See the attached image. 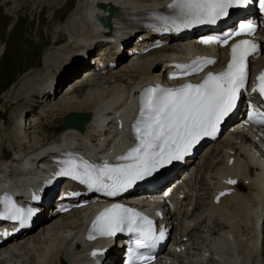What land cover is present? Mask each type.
I'll list each match as a JSON object with an SVG mask.
<instances>
[{"label":"bare ground","instance_id":"1","mask_svg":"<svg viewBox=\"0 0 264 264\" xmlns=\"http://www.w3.org/2000/svg\"><path fill=\"white\" fill-rule=\"evenodd\" d=\"M27 1L35 4L38 0ZM46 1L43 0L42 4L44 5ZM49 1L55 3L64 1L66 6H69L73 0ZM166 1H73L75 8L68 13L66 21L60 23L55 29L53 41L42 57V70L40 68L28 69L6 91V95L11 98L9 102L15 104V108L16 105L18 107L12 118L6 122L10 124L7 130L3 128L5 121L0 119V189L15 187L16 190L24 191L25 188H36L47 179V174H52L58 169L56 161L64 158L63 154L66 153H72L83 157L90 163H95L93 161L100 154L94 148L100 147L98 139L101 134L97 127L101 119L105 122L109 118L117 120V125L120 127L117 135L124 134L123 111L132 104V98L139 86L154 83L152 79L155 77L154 73L160 69L169 54L160 52L152 56L137 57L135 58L136 63L127 60L118 70L109 72L107 76L100 78L98 83L86 89V94L83 96H76L74 92L70 93L69 89H65L72 81L67 82L63 89L57 91L59 81L63 76L68 75L65 68H74L82 62L80 56L75 57L81 49H88L91 45L94 48L95 45L101 44L105 47L109 46L110 52L115 55V45L104 44L100 39L111 36L118 39L126 33V30L124 27H119L111 29L109 34L98 33L92 18L107 12V9L102 8L111 3L116 7L115 14L120 17H129L142 11H145L146 16H150L152 11L161 7L156 5L164 4ZM5 5H9L8 0ZM52 17H56V14L54 13ZM62 37L68 38L69 41L66 42ZM67 61L69 62L66 63ZM260 63L264 65V59H260ZM59 71H62L61 76L56 74ZM24 100L26 101L23 102ZM72 110L89 115V121L83 125L82 132L74 131L72 128L59 129L58 137L53 139L45 137L40 123L25 125V120H23L27 116L32 118L31 121L37 122L39 116H43L46 121L43 120L52 127L57 119H61ZM100 131L109 133V128L102 127ZM261 131L264 133V130ZM230 136L226 140L216 142L209 152H204L199 156L198 163L191 169L190 178L186 175L178 185V187L185 186L184 189L179 190L186 191L181 193L185 198L175 200L170 204H174L171 209H165L166 220L173 225L174 238L172 246L163 253L164 262L162 264H196L194 256L198 250L199 253L215 256V264H264V254H262L264 250V134L250 135L245 131L236 134L235 138L232 133ZM122 139L119 146L123 144ZM59 141L61 148L58 151ZM246 146L252 150L250 156L245 149ZM3 147L12 152L8 161L1 159L4 155ZM38 149L40 150L35 152ZM104 151L114 154L119 151V147L109 143L105 145ZM104 157L109 159L107 156ZM224 158L227 160L225 161ZM229 158L233 159V162L228 164L230 167L226 163ZM206 159H208L207 162ZM31 163H44L45 167L37 170L31 166ZM204 163H209L205 169ZM203 170L207 175L201 180ZM198 175H200L201 182L193 183ZM220 175H232L236 179V185L227 186L226 189L230 190L220 197L218 203H215L212 196L216 197L220 194L216 193L220 187ZM200 185L205 186L202 189L208 191L206 193L208 197L203 201H201L202 195L199 194L200 189L196 195ZM204 202L207 203L203 204ZM250 215L253 219V230H251L252 236L248 239L250 245L254 247L251 251L254 252V258L250 260L244 257L246 260L244 259L245 261L241 263L235 255L234 233L238 227L237 218L244 223L246 229L247 226L249 228ZM66 219L67 215L57 216L56 219L51 218L45 224L42 223L38 229H47L44 237L38 233L31 236L34 232L32 231L28 234L30 236L26 237L28 243L12 252L0 253V264H61V262L80 264L78 261L80 251H70L68 243L54 232ZM219 225L222 228H219L221 232L218 234L215 227ZM198 232L202 236L196 237ZM53 244L55 245L52 247ZM196 244H200L201 248L198 249ZM244 244L246 245V242ZM202 249H204L203 252L200 251ZM199 255L205 260V256ZM250 256L249 254L247 258Z\"/></svg>","mask_w":264,"mask_h":264},{"label":"snow or ice","instance_id":"2","mask_svg":"<svg viewBox=\"0 0 264 264\" xmlns=\"http://www.w3.org/2000/svg\"><path fill=\"white\" fill-rule=\"evenodd\" d=\"M253 3L264 15V0H171L167 5V15L150 14L159 26L153 24L149 27L154 31L181 32L197 26H215L228 18L233 10L245 9ZM256 31L257 25L252 21L240 22L222 35L202 37L199 42L223 47L235 37H252ZM257 54V42L240 39L230 45V59L226 66L216 73L209 71L200 82L183 83L177 87L155 85L144 88L139 96L137 116L131 125L132 143L123 154L112 162L105 160L96 164L66 153L64 158L57 160L60 167L53 176L77 181L89 192L117 197L173 162L184 160L202 139H215L221 125L237 108L241 94L247 88L250 58ZM215 63L214 59L196 57L189 63L176 64V71L169 78L195 75ZM252 92L264 99V72L256 77ZM247 119L264 126V110L250 106ZM227 183L233 185L236 180L229 179ZM225 194L221 192L216 197L217 202ZM32 199L38 202L40 197L33 195ZM36 214L37 209L18 206L10 196L0 197V221H10L23 228ZM120 233L137 236L135 249L151 250L164 238L162 230L156 235L153 221L147 216L132 207L113 203L96 215L86 239L114 238ZM129 251V264H152L154 257L151 254H138L133 249ZM98 255H103V252H92L93 257Z\"/></svg>","mask_w":264,"mask_h":264},{"label":"rangeland","instance_id":"3","mask_svg":"<svg viewBox=\"0 0 264 264\" xmlns=\"http://www.w3.org/2000/svg\"><path fill=\"white\" fill-rule=\"evenodd\" d=\"M6 1L7 0H3V1L0 0V46H2L3 48L4 45L5 48V51L1 55L2 59L0 60V76L2 77V80L0 79V119L2 121H5L3 126L4 130H7L8 129L7 126H10V124L6 122L12 118V115H14V112L18 107V105H16L15 108V104L9 102V99L11 98L8 95H6L5 89L7 88L10 82L6 84L4 76H6L7 74L8 76L11 75L13 78L15 76L13 80H16L18 75H20L17 78V80L14 82L15 84L18 81V79L28 69L37 70V68H40V70H42L43 67L42 57L46 53V50L53 41L55 29L58 27L60 23L62 24L64 21H66V18H68L67 17L68 13H70L72 8L73 9L75 8L74 7L75 0H73L74 2L72 1V4H70L69 6L68 5L66 6V3H64V1L60 3H55L49 0L46 1L47 4L45 2L46 5L42 4L43 0H38L35 4H30L28 1L26 2V0H8L9 5L6 6L5 5ZM19 1H23V2H19ZM54 13L56 14V17H52ZM8 25H10V28H8ZM6 36L8 37V40H6ZM64 40L66 42L69 41L68 38L67 39L64 38ZM3 41H6V43H8L9 45H6ZM68 62L69 61H67L66 63ZM61 67L62 69H64L63 66ZM62 69H58V70H62ZM64 70H66V68ZM10 88L11 86L8 89ZM75 94L77 96L79 95L83 96L84 94H86V91L83 93L75 92ZM25 101L26 100H24L23 102ZM73 111L74 110L70 112ZM58 122H60V120H58ZM58 124L59 123L55 124L53 128L49 127L48 125L47 127L41 128L43 131H45V137L47 139L54 138L56 136L57 132L54 131V128L56 127L55 129H59ZM4 148L6 149V147H3V149ZM9 155H11V153L7 150L5 152L6 160L11 157ZM216 161H220V160H216ZM202 182L204 184V181ZM202 188H205V186L201 185L200 190H202ZM206 195L208 194H204V196ZM201 226L203 227V225ZM220 227L221 225H219V228ZM219 228L215 227L216 231L219 230ZM247 229L249 231L248 226ZM243 230H244L243 227L239 229L241 233H245V231ZM252 230H253V226H252ZM239 231L237 232L238 234ZM251 232L252 231H250V234ZM241 238L242 236L240 238H237V248H238L237 250L239 251L236 250V252L237 254L243 256V257L240 256V260L242 263L246 259H250L247 257H249V254H251V250L249 252L246 251L247 245L244 244L246 241L242 240ZM242 241H244V243ZM249 247L251 249V246ZM200 251L203 252V250ZM196 252L199 253V250ZM202 261H204V259H202ZM196 264H202V263H196Z\"/></svg>","mask_w":264,"mask_h":264},{"label":"water","instance_id":"4","mask_svg":"<svg viewBox=\"0 0 264 264\" xmlns=\"http://www.w3.org/2000/svg\"><path fill=\"white\" fill-rule=\"evenodd\" d=\"M99 20H100L101 22H104V20H103L102 18H99Z\"/></svg>","mask_w":264,"mask_h":264}]
</instances>
